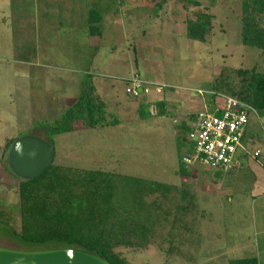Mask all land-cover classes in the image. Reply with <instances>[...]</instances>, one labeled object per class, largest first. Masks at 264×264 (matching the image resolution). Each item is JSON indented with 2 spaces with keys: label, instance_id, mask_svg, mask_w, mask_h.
I'll return each instance as SVG.
<instances>
[{
  "label": "rangeland",
  "instance_id": "rangeland-1",
  "mask_svg": "<svg viewBox=\"0 0 264 264\" xmlns=\"http://www.w3.org/2000/svg\"><path fill=\"white\" fill-rule=\"evenodd\" d=\"M190 1L0 0V211L10 214L8 226L0 223V248H54L21 247L12 233L20 228L21 180L11 173L3 149L9 140L38 136L54 148L57 164L176 188L168 200L156 196L148 245L135 254L118 249L130 264H228L245 258L264 264V186L256 187L254 169L264 179V111L251 115L243 143L260 157L228 174L187 165L193 168L190 178L177 173L179 126L189 127L201 110L199 100L210 98L197 91L220 80L238 90L240 69L256 66L264 74V53L240 41L241 0H194L198 6ZM92 10L102 18L101 35L87 39L82 29ZM197 12L212 16L205 42L186 37L185 21ZM85 74L97 86L107 120L117 124L94 130L76 125L71 133L46 138L45 130L76 101ZM135 75L149 84L150 95L126 94ZM161 99L163 117L154 106ZM140 104L148 105L147 119L139 118ZM190 153L183 148V155Z\"/></svg>",
  "mask_w": 264,
  "mask_h": 264
},
{
  "label": "trees",
  "instance_id": "trees-1",
  "mask_svg": "<svg viewBox=\"0 0 264 264\" xmlns=\"http://www.w3.org/2000/svg\"><path fill=\"white\" fill-rule=\"evenodd\" d=\"M156 1L154 4L165 0ZM189 3L199 5L194 0ZM86 19L88 35L100 37L102 18L99 13L92 10L87 13ZM211 19L212 16L205 12L195 13L194 20L185 21L186 37L205 42L212 27ZM240 41L244 46L264 53V0H241ZM237 74L242 77L238 90L222 80L212 84L208 91L213 95H207L210 97L209 105L216 95H223L238 99L255 111H264V74L256 66L240 69ZM154 106L157 116L166 115L164 99L155 102ZM138 114L142 120L150 117L148 105L140 104ZM191 117L195 118V114ZM114 124H117L116 119L111 122L107 120L105 103L96 94L91 76L85 74L76 101L44 134L47 138L71 133L76 125L94 130ZM179 128L180 135L176 142L177 173L183 178H190L193 168L191 171L186 168L182 154L184 147L187 146L188 151L190 149L183 137V134L187 137L190 128L186 124ZM13 141L9 140L5 144L4 153H8ZM219 173L217 175L220 176ZM173 187L171 184L116 172L63 166L54 162L53 158L51 166L40 177L18 183L20 228L18 232L12 233L21 247L28 249L46 245L77 248L94 253L109 264H130L118 249H132L134 252L131 254H135V251L148 245L149 238L153 237L155 222L151 218L152 212L158 207L156 196L168 200L167 195L176 189ZM180 193L183 200L186 197L184 190ZM153 197L154 200L147 201ZM9 216V213L0 211V223L8 226ZM228 264L258 262L256 258H245L230 260Z\"/></svg>",
  "mask_w": 264,
  "mask_h": 264
},
{
  "label": "built area",
  "instance_id": "built-area-1",
  "mask_svg": "<svg viewBox=\"0 0 264 264\" xmlns=\"http://www.w3.org/2000/svg\"><path fill=\"white\" fill-rule=\"evenodd\" d=\"M125 92L132 98H137L139 95H150L151 87L144 79L135 75ZM155 92L162 94L163 89L156 88ZM197 93L201 97L213 95L209 91L199 90ZM253 113L255 110L250 105L238 99L216 95L211 105H205L195 114L186 139L191 153L184 155L183 163L191 167L229 173L238 166L240 155L258 157L259 151H255L252 156L243 144Z\"/></svg>",
  "mask_w": 264,
  "mask_h": 264
},
{
  "label": "water",
  "instance_id": "water-1",
  "mask_svg": "<svg viewBox=\"0 0 264 264\" xmlns=\"http://www.w3.org/2000/svg\"><path fill=\"white\" fill-rule=\"evenodd\" d=\"M8 167L22 181L40 177L54 158L52 146L38 136L14 140L8 151ZM0 264H109L98 255L77 248L10 250L0 248Z\"/></svg>",
  "mask_w": 264,
  "mask_h": 264
},
{
  "label": "crops",
  "instance_id": "crops-1",
  "mask_svg": "<svg viewBox=\"0 0 264 264\" xmlns=\"http://www.w3.org/2000/svg\"><path fill=\"white\" fill-rule=\"evenodd\" d=\"M82 35L83 36H85L87 39H91V38H94V37H91V36H89L88 35V30L87 29H85V30H83L82 29ZM157 84V83H156ZM158 85V84H157ZM97 86H95V88H96ZM200 101V103H199V105L201 106V110L204 108V106L205 105H207L208 103L207 102H205V101H203V100H199ZM201 110H198V111H196V112H194L193 114H196L197 112H199V111H201ZM193 122H194V118L192 119L191 118V124L189 125V128H191L192 126H193ZM246 138V137H245ZM245 140V139H244ZM186 148H187V146H186ZM185 155H187V154H185ZM258 157H260V154H259V156ZM253 159V157H248V156H242V155H240L239 156V159H238V166L235 168V170H238L241 166H242V163L244 162V161H249L250 159ZM257 166H254V169H255V172H257V174L259 175V180L258 181H256L255 182V185H256V187H259V188H261V187H263L264 186V179H261V175H262V172L259 170V169H257L256 168ZM234 170V171H235ZM230 173V172H229ZM228 174V173H227Z\"/></svg>",
  "mask_w": 264,
  "mask_h": 264
}]
</instances>
